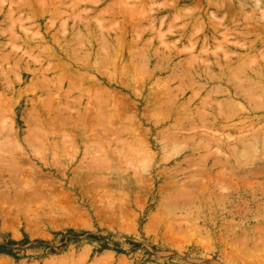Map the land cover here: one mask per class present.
<instances>
[{
  "label": "rangeland",
  "instance_id": "374dc122",
  "mask_svg": "<svg viewBox=\"0 0 264 264\" xmlns=\"http://www.w3.org/2000/svg\"><path fill=\"white\" fill-rule=\"evenodd\" d=\"M263 30L264 0H0V264H264Z\"/></svg>",
  "mask_w": 264,
  "mask_h": 264
},
{
  "label": "bare ground",
  "instance_id": "6f19581e",
  "mask_svg": "<svg viewBox=\"0 0 264 264\" xmlns=\"http://www.w3.org/2000/svg\"><path fill=\"white\" fill-rule=\"evenodd\" d=\"M41 1H42V0H41ZM207 1H208V0H207ZM44 2H45V1H44ZM207 3L209 4V2H207ZM220 5H221V4H220ZM222 5H223V4H222ZM214 7H215V6H214ZM221 7H222V6H220V8H221ZM121 8H123V7H121ZM127 9H128V8H127ZM127 9H126V10H127ZM130 11H131V10H130ZM122 13H123V12H122ZM130 13L133 14L132 11H131ZM130 13H126V16H127V14H130ZM124 14H125V13H124ZM6 15H8V14H6ZM9 15H10V14H9ZM131 17H133V16L131 15ZM130 20H131V19H130ZM232 20H233V19H232ZM243 20H244V19H243ZM81 21H82V20H81ZM220 22H221V21H220ZM245 22H246V21H245ZM236 24H237V23H236ZM234 25H235V24H234ZM218 27H220V26H218ZM250 27H251V26H250ZM246 28H247V27H246ZM122 29H123V28H122ZM131 29H132V28H131ZM224 30H226V29H224ZM263 31H264V30H263ZM227 33H228V32H227ZM223 36H224V35H223ZM223 39L226 40V38H224V37H223ZM41 50H42V49H41ZM44 50H45V49H44ZM42 51H43V50H42ZM161 56H162V55H161ZM163 57H164V56H163ZM82 58H83V57H82ZM131 58H132V57H131ZM166 58H167V57H166ZM83 59H84V58H83ZM161 59H162V58H161ZM104 60H105V59H104ZM159 60H160V59H159ZM162 60H163V59H162ZM181 60H182V59H181ZM105 61H106V60H105ZM105 61H103V62H105ZM164 61H165V60H164ZM159 62H160V61H159ZM78 63H79V62H78ZM78 63H77V64H78ZM85 63H86V62H85ZM85 63H84V64H85ZM160 63H161V62H160ZM85 65H86V64H85ZM226 65H227V64H226ZM135 66H136V65H135ZM142 66H143V64H142ZM142 66H141V67H142ZM144 67H145V65H144ZM138 68H139V67H138ZM158 68H159V67H158ZM139 69H140V68H139ZM139 69H138V70H139ZM138 70H137V72H138ZM141 70L144 71V68L141 69ZM145 70H146V69H145ZM141 72H142V71H141ZM150 72H151V71H150ZM58 75H59V74H58ZM78 75H79V74H78ZM79 76H80V75H79ZM81 76H82V75H81ZM177 77H178V76H177ZM177 77H176V78H177ZM182 77H184V76H182ZM182 77H181V78H182ZM178 78H179V77H178ZM57 79H58V77H57ZM63 79H64V78H63ZM179 79H180V78H179ZM60 80H61V79H60ZM182 80H183V79H182ZM63 81H64V80H63ZM43 82H44V81H43ZM56 83H57V82H56ZM166 83H167V82H166ZM166 83H165V84H166ZM187 83H188V82H187ZM53 84H54V82H53ZM68 85H69V84H68ZM68 85H67V86H68ZM166 85H167V84H166ZM47 86H48V85H47ZM53 86H54V85H52V87H53ZM61 86H62V85H61ZM70 86H71V85H70ZM160 86H161V85H160ZM199 86H203V84H202V85L199 84ZM254 86H255V85H254ZM71 87H73V86H71ZM71 87H69V88H71ZM162 87H163V85H162ZM174 87H175V86H174ZM177 87H180V85L177 86ZM252 87H253V86H252ZM158 88H159V86H158ZM160 88H161V87H160ZM165 88H166V87H165ZM57 89H58V88H57ZM76 89H78V88H76ZM79 89H80V87H79ZM95 89H96V88H95ZM174 89H176V88H174ZM179 89H180V88H179ZM58 90H59V89H58ZM60 90H61V89H60ZM74 90H75V89H74ZM74 90H73V91H74ZM181 90H182V89H181ZM106 91H107V90H106ZM170 91H171V90H170ZM210 91H211V90H210ZM216 91H217V90H216ZM55 92H56V91H55ZM64 92H65V91H64ZM68 92L71 93V91H68ZM76 92H77V91H76ZM98 92H99V91H98ZM181 92H182V91H181ZM48 93H49V92H48ZM87 93H88V92H87ZM99 93L101 94V91H100ZM103 93H104V92H103ZM106 93L108 94V92H106ZM177 93H178V92H177ZM68 94H69V93H68ZM89 94H90V93H89ZM96 94H97V91H96L95 95H96ZM104 94H105V93H104ZM64 95H65V94H64ZM70 95H71V94H70ZM85 95H86V94H85ZM112 95H113V94H112ZM207 95H208V94H207ZM86 96H87V95H86ZM92 96H93V95H92ZM105 96H106V94L104 95V98H103V99H105ZM137 96H138V95H137ZM139 96H140V95H139ZM139 96H138V98H139ZM167 96H168V95H167ZM174 96H175V95H174ZM174 96H173V97H174ZM63 97H64V96H63ZM88 97H89V95H88ZM110 97H111V96H110ZM168 97H169V96H168ZM175 97H176V96H175ZM175 97H174V99H175ZM92 98H93V97H92ZM107 98H108V96H107ZM205 98H206V96H205ZM76 99H77V98H76ZM76 99H75V100H76ZM78 99H80V98H78ZM78 99H77V100H78ZM108 99H109V98H108ZM172 99H173V98H172ZM70 100H71V99H70ZM109 100H112V99H109ZM175 100H176V99H175ZM86 101H87V100H86ZM94 101H95V100H94ZM107 101H108V100H107ZM170 101H171V100H170ZM76 102H78V101H76ZM96 102H97V101H96ZM96 102H95V103H96ZM98 102H99V101H98ZM164 102H165V101H164ZM168 102H169V101H168ZM168 102H167V103H168ZM66 103H67V102H66ZM95 103H94V104H95ZM104 103H105V100H104ZM107 103H108V102H107ZM167 103H166V104H167ZM169 103H171V102H169ZM94 104H93V105H94ZM98 104H99V103H98ZM100 104H102V102H101ZM111 104H112V103H111ZM117 104H118V103H117ZM171 104H172V103H171ZM230 104H231V103H230ZM236 104H238V103H236ZM79 105H80V103H79ZM103 105H104V104H103ZM103 105H101V106L103 107ZM97 106H98V105H97ZM99 106H100V105H99ZM115 106H116V105H115ZM162 106H163V105H162ZM167 106H168V105H167ZM171 106H172V105H171ZM235 106H236V105H235ZM238 106H239V104H238ZM238 106H237V108H238ZM64 107H65V106H64ZM86 107H88V106H86ZM105 107H106V106H105ZM111 107H112V105H111ZM111 107H110V108H111ZM121 107H122V106H121ZM164 107H165V106H164ZM227 107H228V106H227ZM61 108H62V107H61ZM92 108H93V107H92ZM157 108H159V107H157ZM160 108H161V105H160ZM169 108H170V107H169ZM184 108H185V107H184ZM184 108H183V109H184ZM63 109H64V108H63ZM65 109H67V108H65ZM65 109H64V110H65ZM97 109H98V108H97ZM100 109H101V108H100ZM101 110H102V109H101ZM105 110H107V109H105ZM109 110H111V109H109ZM109 110H107V112H108ZM116 110H117V109H115V111H116ZM160 110H161V109H160ZM163 110H164V109H163ZM76 111H77V110H76ZM88 111H89V110H88ZM164 111H165V110H164ZM68 112H69V110L67 111V113H68ZM85 112H86V111H85ZM93 112H94V111H93ZM155 112H156V111H155ZM69 114H70V112H69ZM95 114L97 115V113H95ZM98 114H99V113H98ZM105 114H108V113H105ZM105 114H104V116H107V115H105ZM112 114H113V113H112ZM118 114H119V113H118ZM159 114H160V113H159ZM197 114H200V113H197ZM114 115H116V113H115ZM133 116H134V115H133ZM157 116H158V115H157ZM197 116H198V115H197ZM226 116H229V115H226ZM99 117H100V116H99ZM101 117H102V116H101ZM107 117H108V116H107ZM111 117H112V115H111ZM130 117H131V116H130ZM158 117H159V116H158ZM198 117H199V116H198ZM81 118H82V117H81ZM93 118H96V117H93ZM103 118H104V117H102V118H100V119L102 120ZM108 118H110V116H109ZM118 118H119V117H118ZM166 118H167V117H166ZM96 119H97V118H96ZM110 119H111V118H110ZM112 119H113V118H112ZM105 120H106V119H105ZM127 120H128V118H127ZM133 120H134V119H133ZM63 121H65V120H63ZM63 121H62L61 123H63ZM129 121H131V120H129ZM135 121H136V119H135ZM75 122H76V121H75ZM97 122H98V120H96V123H97ZM102 122H103V121H102ZM104 122H105V121H104ZM112 122H113V121H112ZM123 122H124V121H123ZM125 122H126V121H125ZM132 122H133V121H132ZM120 123H121V122H120ZM59 124H60V123H59ZM59 124H58V125H59ZM122 124H124V123H122ZM125 124H126V123H125ZM61 125H63V124H61ZM129 125H130V123H129ZM109 126H110V125H109ZM121 126H122V125H121ZM125 127H126V126H125ZM127 127H128V126H127ZM174 127H175V126H174ZM59 128H60V127H59ZM125 129H126V128H125ZM119 130H120V129H119ZM118 132H119V131H118ZM63 133H64V132H63ZM116 133H117V132H116ZM121 133H122V132H120L119 134H121ZM159 133L162 134L161 132H159ZM117 134H118V133H117ZM123 134H124V133H123ZM64 136H65V135H64ZM66 136H67V134H66ZM67 137H68V136H67ZM164 137H165V136H164ZM181 137H182V136H181ZM163 139H164V138H163ZM176 140H177V138H176ZM162 141L165 142V139L162 140ZM159 142H160V141H159ZM174 142H175V141H174ZM174 142H173V143H174ZM177 142H178V141H177ZM145 143H146V142H145ZM160 143H162V142H160ZM178 143H179V142H178ZM164 146H165V145H164ZM172 147H173V146H172ZM177 147H178V149H177ZM177 147L175 148L176 150H180V149H181L179 146H177ZM179 148H180V149H179ZM172 149H173V148H172ZM175 149H174V150H175ZM222 181H223V180H222ZM223 182H224V181H223ZM219 184H221V183H219ZM263 194H264V193H263ZM166 201H169V200H166ZM163 203H166V202H163ZM168 204H169V203H168ZM161 206H162V205H161ZM164 206H165V205H164ZM259 213H260V212H259ZM257 217H258V216H257ZM255 218H256V217H255ZM261 218H262V217H261ZM263 218H264V217H263ZM256 219H257V218H256ZM151 222H152V220H151ZM147 226H148V225H147ZM179 226H180V225H179ZM191 226H192V224H191ZM172 229H173V228H172ZM176 232H177V231H176ZM262 232H264V230H263ZM170 235H171V234H170ZM174 240H175V239H174Z\"/></svg>",
  "mask_w": 264,
  "mask_h": 264
}]
</instances>
